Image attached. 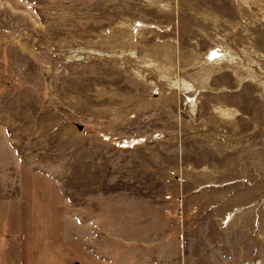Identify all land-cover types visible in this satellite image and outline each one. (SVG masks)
Segmentation results:
<instances>
[{"label":"rangeland","instance_id":"obj_1","mask_svg":"<svg viewBox=\"0 0 264 264\" xmlns=\"http://www.w3.org/2000/svg\"><path fill=\"white\" fill-rule=\"evenodd\" d=\"M0 264H264V0H0Z\"/></svg>","mask_w":264,"mask_h":264}]
</instances>
